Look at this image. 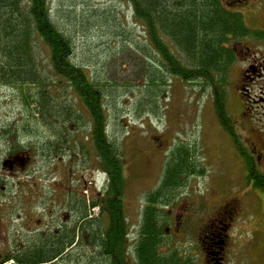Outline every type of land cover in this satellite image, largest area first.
<instances>
[{
    "label": "rangeland",
    "instance_id": "rangeland-1",
    "mask_svg": "<svg viewBox=\"0 0 264 264\" xmlns=\"http://www.w3.org/2000/svg\"><path fill=\"white\" fill-rule=\"evenodd\" d=\"M224 1L242 15L248 27L264 30V0ZM22 2L27 6V0ZM48 4L53 21L71 38L72 60L99 79L103 88L107 131L123 158L126 264H138L135 246L147 196L160 185L171 153L180 147L187 148L194 165L206 172L189 177L172 197L171 206L156 205L165 211L163 258H192L194 264H201L203 226L217 211H236L226 264H264V186L249 177L250 164L264 177V41L249 37L234 44L237 61L221 90L203 80L186 83L168 77L152 85L145 67H159V60L131 4L122 0H48ZM144 48L150 59L141 53ZM40 52L39 65L46 69L48 50L41 46ZM26 88L0 85V132H7L0 141V186L5 187L0 199V256L17 248L10 236H17L20 229L18 178L39 174L47 167L44 160L52 157L45 144L53 140L54 127H60V118L44 121L29 116L33 106L26 105ZM67 89L60 81L51 87L56 112L72 108L63 128L89 130V113L82 112L76 95ZM22 145L30 146V153L18 148ZM17 153L30 157L27 165H4ZM78 161L76 157L73 162L75 173ZM92 162L79 174L82 182L77 188L90 201L103 196L108 187L107 175ZM88 213L94 218L98 209ZM78 216H74L76 221ZM75 256L80 263L73 258V264H82L94 257V250L75 249Z\"/></svg>",
    "mask_w": 264,
    "mask_h": 264
},
{
    "label": "trees",
    "instance_id": "trees-1",
    "mask_svg": "<svg viewBox=\"0 0 264 264\" xmlns=\"http://www.w3.org/2000/svg\"><path fill=\"white\" fill-rule=\"evenodd\" d=\"M122 1L134 8L136 18L148 32V44L158 57L159 67H145L148 83L152 85L159 80L164 82L168 77L186 83L203 80L221 90L223 85H227L230 67L237 61L234 44L249 37L264 41V30L248 27L242 15L233 11L231 4L224 0ZM232 3L238 2L233 0ZM26 5L22 0H0V85L29 87L26 88V105L28 108L33 106L29 116L44 121L60 118V127L54 128L68 125L64 117L72 108L67 107L64 113H57L51 87L59 81L64 82L68 86L67 92H73L82 99L94 132L90 160L101 163L108 177V187L103 193V202L96 200L89 206V209L100 207L101 218L91 219L82 225L81 236L87 232L89 242L74 245L73 254L75 249L84 251L92 248L94 257H87L82 264H95L97 260L98 264L99 261L126 264L128 224L124 209L123 158L107 131L103 88L99 79L88 75L84 67L77 66L72 60L73 43L53 21L48 0H27ZM41 46L49 54L50 66L46 69L39 65ZM140 50L145 58L149 57L146 48ZM4 132H0V141L6 138ZM21 147L23 145L18 148ZM47 151L52 152L50 148ZM205 172V168L194 165V157L190 156L187 148L180 147L171 153L160 185L147 196L148 205L143 211L135 246L138 264L192 263L189 259L180 262L177 258H163L165 211L156 205H171L172 197L184 187L189 177L204 175ZM249 177L256 181V185L264 186V177L256 173L252 164ZM2 195L0 186V199ZM87 210L80 211L81 219L88 216ZM58 255L57 247L52 245L26 249L17 246L11 253L0 256V264L9 261L11 264H52L62 259L56 258ZM73 258L80 263L77 256Z\"/></svg>",
    "mask_w": 264,
    "mask_h": 264
},
{
    "label": "flooded vegetation",
    "instance_id": "flooded-vegetation-1",
    "mask_svg": "<svg viewBox=\"0 0 264 264\" xmlns=\"http://www.w3.org/2000/svg\"><path fill=\"white\" fill-rule=\"evenodd\" d=\"M76 100L83 109H81L82 112L86 113L87 108L82 99L76 96ZM52 139L51 142L45 144L46 148L49 147L52 150L49 153L52 158L44 160L47 167L39 171V174H28L18 178L21 202L20 229L17 236L15 233L10 236V241L13 243L11 245L23 249L41 245L56 246L59 251L56 258L62 259L54 261L52 264H73V246L89 242L87 232L81 236L83 223L101 218L100 207H97L98 213L94 218L87 216L81 219L80 211L88 209L89 212L90 204L96 200H100L102 203L103 196L99 194L97 198H92L90 201L80 191H77L82 182L79 174L91 167L90 150L93 149L94 144L93 127L87 131L83 127L54 128ZM28 147L30 146H23L24 151L30 153ZM76 157L79 159V163L75 173L73 162ZM28 158L30 159L29 156ZM8 161L11 167H16L19 164L24 167L28 163L22 164L21 156L18 154L10 155ZM92 163H97L98 168H102L99 161L93 159ZM0 180L2 179L0 178ZM85 185L87 184L83 183V187ZM1 190H5V187L1 186ZM75 215H79L77 221ZM236 215V211L235 214L217 211L210 216L201 230L203 233L201 242L205 252L201 264H226L229 230ZM180 217H176L177 225L180 223ZM225 220L229 222L225 223ZM101 225L103 227V224ZM176 231H179V228Z\"/></svg>",
    "mask_w": 264,
    "mask_h": 264
},
{
    "label": "water",
    "instance_id": "water-1",
    "mask_svg": "<svg viewBox=\"0 0 264 264\" xmlns=\"http://www.w3.org/2000/svg\"><path fill=\"white\" fill-rule=\"evenodd\" d=\"M25 162H27V159L21 156V163L24 164ZM8 163L9 161H6L4 165H7Z\"/></svg>",
    "mask_w": 264,
    "mask_h": 264
},
{
    "label": "bare ground",
    "instance_id": "bare-ground-1",
    "mask_svg": "<svg viewBox=\"0 0 264 264\" xmlns=\"http://www.w3.org/2000/svg\"><path fill=\"white\" fill-rule=\"evenodd\" d=\"M20 153V152H19ZM19 153H17L19 155Z\"/></svg>",
    "mask_w": 264,
    "mask_h": 264
}]
</instances>
